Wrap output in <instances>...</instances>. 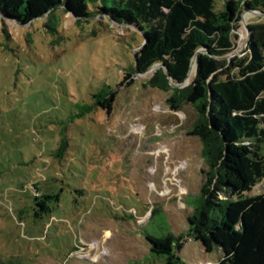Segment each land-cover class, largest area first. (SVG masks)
<instances>
[{"label":"rangeland","instance_id":"obj_1","mask_svg":"<svg viewBox=\"0 0 264 264\" xmlns=\"http://www.w3.org/2000/svg\"><path fill=\"white\" fill-rule=\"evenodd\" d=\"M77 21L61 9L28 25L0 14V264H162L147 236L188 237L202 207L197 113L174 110L172 91L150 85L155 72L127 77L110 111L91 107L133 72L143 33L106 16ZM235 41L239 54L242 22ZM195 76L196 65L179 88ZM37 192L60 194L40 218ZM263 193L264 179L246 196ZM187 237L178 253L186 264L220 262L222 249L207 253Z\"/></svg>","mask_w":264,"mask_h":264},{"label":"trees","instance_id":"obj_2","mask_svg":"<svg viewBox=\"0 0 264 264\" xmlns=\"http://www.w3.org/2000/svg\"><path fill=\"white\" fill-rule=\"evenodd\" d=\"M222 3L220 8L218 0H0V14L19 25L51 19L61 9L78 23L106 16L136 26L143 33L135 53L140 74L162 64L150 85L172 91L168 102L177 112L182 104L195 109L190 135L201 141L208 166L202 207L189 218L188 237L147 236L150 252L162 256V264H186L178 254L186 237L207 253L222 249L217 264H264V193L246 196L264 179V22L249 24L246 48L226 58L237 48L243 13L264 14V0ZM196 55L195 80L186 88L172 87L166 67L175 83H184ZM136 74L135 64L116 90L94 94L91 107L110 111L118 88ZM67 147L63 140L58 154ZM59 200V193L37 192L34 216L50 214Z\"/></svg>","mask_w":264,"mask_h":264},{"label":"water","instance_id":"obj_3","mask_svg":"<svg viewBox=\"0 0 264 264\" xmlns=\"http://www.w3.org/2000/svg\"><path fill=\"white\" fill-rule=\"evenodd\" d=\"M247 13H249V14H257V15H261V16L264 17V14L261 13V12H258V11H251V12H245V13H243L241 22L244 23L245 26H246V28H247V43H246V46L248 45L249 40L251 38V31H250V28H249V24H247V22L244 21V14H247ZM246 46H245V48H246ZM236 54H237V52H234V53L228 55L226 58H231V57H233ZM196 57H197V55L194 57V59L192 61L191 68H190V71H189V74H188V78L191 75V72H192L193 67L196 65ZM136 67H137V73H138V75H144V74H140V72H139V68H138V64H137V59H136ZM161 67H164V66L162 64H158L155 67H153L152 69H150L147 73L156 72ZM166 72H167V76H168L170 82H172L173 80L171 79V74H170V70H169L168 67H166ZM147 73H145V74H147ZM181 85H183V83L178 84V87L181 86Z\"/></svg>","mask_w":264,"mask_h":264},{"label":"bare ground","instance_id":"obj_4","mask_svg":"<svg viewBox=\"0 0 264 264\" xmlns=\"http://www.w3.org/2000/svg\"><path fill=\"white\" fill-rule=\"evenodd\" d=\"M248 14V13H247ZM247 14H244V21H246L247 20V17H248V15ZM192 71H193V69H192ZM192 73V72H191Z\"/></svg>","mask_w":264,"mask_h":264}]
</instances>
